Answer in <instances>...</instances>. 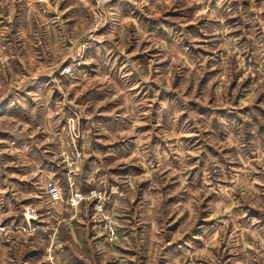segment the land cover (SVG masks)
Wrapping results in <instances>:
<instances>
[{
  "label": "rangeland",
  "instance_id": "rangeland-1",
  "mask_svg": "<svg viewBox=\"0 0 264 264\" xmlns=\"http://www.w3.org/2000/svg\"><path fill=\"white\" fill-rule=\"evenodd\" d=\"M67 1L86 29L72 60L36 31L37 4ZM112 1L0 0V86L71 68L46 84L65 102L46 104L57 151L0 130V264H264V0H149L155 18L118 37L102 31ZM115 39L120 56H100ZM73 134L75 182L95 194L74 211L45 193Z\"/></svg>",
  "mask_w": 264,
  "mask_h": 264
},
{
  "label": "crops",
  "instance_id": "crops-1",
  "mask_svg": "<svg viewBox=\"0 0 264 264\" xmlns=\"http://www.w3.org/2000/svg\"><path fill=\"white\" fill-rule=\"evenodd\" d=\"M139 1L140 2H138V4H124V0H114L111 2V4H106L103 8V16L105 20L103 23L104 26L102 28V31H108L113 34L114 37H118V35H120V32L122 31H120L121 27H124V29H126V27L129 25H145L150 22V19L155 18L156 4H151V1L149 0ZM73 2L74 1H67L66 3L62 2V4H64L63 7H61V2L59 4H37V7H39L40 9L38 8L37 12L39 17L37 18L38 24L36 27L37 41L40 40L42 42V46L43 43L49 41L50 38L54 40L57 39L58 41H61L62 38L64 40H67L68 44L66 45V48L68 50L63 54V57L69 58L71 60L73 56L77 54L78 44L76 43V41H79L81 39L82 34L86 30L85 28L80 29L78 32H75L73 29L71 30L70 25H74L75 18H77V24H83L81 22H78V17H75V9L71 8L73 7V4H75ZM90 7V4L86 6L87 10L91 13ZM66 9L70 10H68L67 14L62 18V12ZM16 13L19 14L20 11H16L14 14ZM62 19L64 21H69L62 22ZM67 26H69V29L66 28ZM40 29L41 31H39ZM146 32H148L149 34V31ZM17 35L18 34H16V36ZM17 37L19 39V36ZM48 51H44L46 56L48 55ZM93 52L95 56L99 53V50H94ZM121 52L122 48L119 47L118 39H115L113 41H108V50L99 55L102 56L108 53L107 57L111 55L118 57L120 56ZM56 57L59 58L60 55ZM99 65L100 64L96 63L94 67L80 66V69L77 71L85 72V70H87L88 68H90L91 70H96ZM55 68L56 67H54L53 69L42 71L43 73L45 72L47 74L43 76L41 80H38V77H35V74H33L28 75L29 77H26V80L21 79L16 83V85H14L11 80H9L5 81L3 85L1 84L0 86V90L2 89L0 92V130H3L5 135L11 133V137L15 136L21 138L20 143L15 145L16 151H23L27 154H29L30 151L42 153L46 150V148L50 147L48 148V150L53 152L55 150L57 151V147L60 146V144L53 142L54 134L56 133L59 135L60 130H54V123L50 125V121H55V119H57L56 117H54V114L57 113V110L59 113H61L60 109L57 108L56 110L54 109V106L51 107L49 111H46V104L48 101L56 102V104H59V107L65 106V102L62 98L54 99L55 96L53 95V93H51V90L53 92L54 87H56L54 83L49 82V85L46 86V84L48 83L47 81L54 80L57 73H59L56 72ZM90 74L95 73L89 72L88 76ZM43 97L44 99L42 101ZM70 100L71 97H69L68 100L65 101ZM11 105H14L13 107H15V111L10 113L7 111L12 107ZM73 106L77 107L78 104L74 102ZM73 115L75 118V113H73ZM70 116L72 117L71 114ZM26 158L30 160V156L26 155ZM32 160L34 159L32 158ZM30 162L32 163V161ZM33 163H36L37 165L39 164V161L37 162V160H34ZM36 168L39 167L36 166ZM52 203H55L61 207V202Z\"/></svg>",
  "mask_w": 264,
  "mask_h": 264
},
{
  "label": "built area",
  "instance_id": "built-area-1",
  "mask_svg": "<svg viewBox=\"0 0 264 264\" xmlns=\"http://www.w3.org/2000/svg\"><path fill=\"white\" fill-rule=\"evenodd\" d=\"M59 72L66 73L71 72L69 64L63 65ZM73 138H70V142L66 143L65 146L59 150L61 161L64 165V186L57 181V179H50L45 182V193L47 194L51 202H63L69 210H75L79 204L86 198L95 195L93 190H80L75 182V174L80 168L81 150L75 145L73 140L77 135L73 134ZM62 189L65 190V195L62 197ZM96 206L99 211L101 220L103 221L102 226L105 233L109 238L114 237V230L112 228L110 218L106 211L101 210Z\"/></svg>",
  "mask_w": 264,
  "mask_h": 264
}]
</instances>
